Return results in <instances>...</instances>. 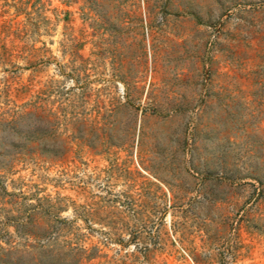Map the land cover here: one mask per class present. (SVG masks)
Here are the masks:
<instances>
[{"label": "rangeland", "instance_id": "1", "mask_svg": "<svg viewBox=\"0 0 264 264\" xmlns=\"http://www.w3.org/2000/svg\"><path fill=\"white\" fill-rule=\"evenodd\" d=\"M0 246L264 264V0H0Z\"/></svg>", "mask_w": 264, "mask_h": 264}, {"label": "trees", "instance_id": "2", "mask_svg": "<svg viewBox=\"0 0 264 264\" xmlns=\"http://www.w3.org/2000/svg\"><path fill=\"white\" fill-rule=\"evenodd\" d=\"M1 247V246H0ZM2 248V247H1ZM1 258H0V262H1ZM2 264H20V262L18 261H13V258L11 256H9V258L7 260H4L1 262Z\"/></svg>", "mask_w": 264, "mask_h": 264}]
</instances>
